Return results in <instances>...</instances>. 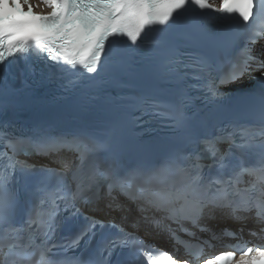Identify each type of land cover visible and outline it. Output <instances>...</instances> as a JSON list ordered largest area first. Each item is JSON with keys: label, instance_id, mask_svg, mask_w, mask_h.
<instances>
[{"label": "snow or ice", "instance_id": "obj_1", "mask_svg": "<svg viewBox=\"0 0 264 264\" xmlns=\"http://www.w3.org/2000/svg\"><path fill=\"white\" fill-rule=\"evenodd\" d=\"M52 10L48 13L36 12L35 7L39 6L32 0H0V65L9 58H15L26 54L43 55L54 64L66 67L68 71H84L94 74L98 71L102 58L107 54V44L111 38L125 37L132 45H136L142 35L156 26L168 25L181 10L188 5H193L201 11L210 10L225 17H238L247 23L254 18L257 0H219V6L212 0H42ZM264 5V0H259ZM264 33L253 32L248 37V44L255 45ZM264 53L260 56L253 54V48L245 45L240 54L222 71L219 77L221 85L232 83L242 78L251 68L255 66L261 70V78L264 79ZM212 94L216 92L213 90ZM78 138L67 137H45L38 141L25 140L22 138H9L8 146L13 149L24 147L27 150L38 154H51L64 148L71 149L77 144ZM84 143V141H79ZM203 151L208 152L211 164L205 165L199 159V154L190 155L186 159L189 163L184 168H175L174 162H170L163 168L151 171L135 170L128 174L125 179L116 182L123 193L133 199L147 202L150 206L171 213L176 219L183 212L187 211L193 217L200 215L201 210L208 205L223 207L216 201H201L197 199L198 185L202 179L204 168L224 166L227 155L219 153L215 147L217 140L205 139L201 141ZM95 147H100L96 145ZM80 164L72 172L73 187L64 191V181L67 179V165L55 170H43L59 179L54 193L42 190L43 199L50 197L53 209L63 203L65 210L78 211L77 205L81 202H89L98 197L97 186L102 180H110L113 176V169L95 163H89L86 153H80ZM9 167L15 169L21 164L20 161L9 157ZM27 167V166H26ZM264 173V162L258 168H241L237 175L250 174L259 176ZM177 176L180 179H177ZM3 178L0 177V182ZM134 181V182H133ZM235 182L232 177L225 181L213 179L210 185H220ZM110 185L109 195H111ZM115 199V198H113ZM183 201L181 209L175 207L176 202ZM110 209L116 210L119 204H109ZM235 209L233 212L235 213ZM37 216L40 213H36ZM58 215L53 211L50 213L52 220L49 222L47 232L54 231V219ZM234 220L241 217L233 215ZM36 221H28V228H31ZM257 222L264 224V217L257 214ZM101 223L99 221L94 222ZM195 223V220H193ZM20 229H12L19 231ZM264 230V229H262ZM123 232V229H120ZM201 232L208 231L205 227L200 228ZM242 231V229H241ZM224 235L236 238V232L229 229L223 230ZM87 231L81 232L74 240L79 244ZM188 235L194 236L193 233ZM173 239L178 243L179 238L172 234ZM216 234H211V239H217ZM203 243L208 244V241ZM126 246L124 240H111L106 249ZM9 249L17 245H9ZM54 246L46 247L42 253L47 264H52L50 253ZM229 247L236 248L240 252L239 259H236V251L221 252L204 259L203 264H264V245L246 247L237 243ZM159 255H153L147 251L148 264H193V261L200 256L198 248L188 247L189 258H177L167 251L159 250ZM8 260V253L5 264ZM13 264H19L14 260Z\"/></svg>", "mask_w": 264, "mask_h": 264}, {"label": "bare ground", "instance_id": "obj_2", "mask_svg": "<svg viewBox=\"0 0 264 264\" xmlns=\"http://www.w3.org/2000/svg\"><path fill=\"white\" fill-rule=\"evenodd\" d=\"M2 72L10 76L12 70L4 69ZM15 81L16 80H14L13 83ZM14 106L17 108L16 110H18L19 114L23 117L35 118L37 116L46 115L49 113L41 94L23 96L14 102Z\"/></svg>", "mask_w": 264, "mask_h": 264}, {"label": "water", "instance_id": "obj_3", "mask_svg": "<svg viewBox=\"0 0 264 264\" xmlns=\"http://www.w3.org/2000/svg\"><path fill=\"white\" fill-rule=\"evenodd\" d=\"M244 87H247V86H244ZM250 87H256L254 84H252Z\"/></svg>", "mask_w": 264, "mask_h": 264}]
</instances>
